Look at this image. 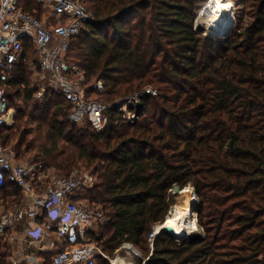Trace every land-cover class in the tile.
Here are the masks:
<instances>
[{
  "label": "trees",
  "instance_id": "trees-1",
  "mask_svg": "<svg viewBox=\"0 0 264 264\" xmlns=\"http://www.w3.org/2000/svg\"><path fill=\"white\" fill-rule=\"evenodd\" d=\"M81 1L93 19L66 59L83 72L87 98L109 106L110 125L74 123L72 105L52 94L39 111L20 109L0 142L16 141L18 159L30 155L59 176L86 167L95 183L85 198L106 218L89 239L106 256L132 244L143 253L137 264H264V0H233L237 23L222 39L196 28L208 0ZM21 5L43 18L35 0ZM31 45L9 82L15 110L17 99L38 94L26 75ZM149 88L157 95L144 96L137 120L110 108ZM176 186L194 189L203 233L178 241L161 231L151 252L149 235L165 224ZM23 200L14 184L0 190V209ZM11 259L7 248L3 264Z\"/></svg>",
  "mask_w": 264,
  "mask_h": 264
},
{
  "label": "built area",
  "instance_id": "built-area-1",
  "mask_svg": "<svg viewBox=\"0 0 264 264\" xmlns=\"http://www.w3.org/2000/svg\"><path fill=\"white\" fill-rule=\"evenodd\" d=\"M21 1L0 0V129L12 126L14 120L16 112L9 107L7 91L18 64L23 61L25 42L29 41L35 48L38 71L49 75L56 94L72 105V121H87L94 130L104 131L113 116L109 106L87 98L82 86L83 72L66 59L72 42L93 19L92 13L81 0H35L47 10L40 19L36 12H26ZM95 88L103 91V83H97ZM148 94L157 95V92L147 89L110 108L123 120L133 122L137 106ZM15 159L14 151L0 142V190L8 183L14 184L21 189L24 199L21 206L0 213V264L4 263L5 249L17 242V230L28 224L34 226L26 240L28 249H36L37 253L45 251L41 246L43 239L47 235L52 238L49 252L53 255L49 264H98V257L109 260L89 239V234L97 232L106 221L101 209L90 205L85 198L95 183L94 176L78 169L68 176H59L53 170H46L42 163L19 164ZM158 226L149 235L151 252L154 240L163 231L156 232ZM26 263L38 264V260L29 254ZM11 264L21 263L12 258Z\"/></svg>",
  "mask_w": 264,
  "mask_h": 264
},
{
  "label": "rangeland",
  "instance_id": "rangeland-1",
  "mask_svg": "<svg viewBox=\"0 0 264 264\" xmlns=\"http://www.w3.org/2000/svg\"><path fill=\"white\" fill-rule=\"evenodd\" d=\"M211 0H208V2L206 3V5L203 7V9L200 11L197 21H196V28L197 30L202 29L203 31H205V34L214 38H218V39H222L224 38V35H220V36H216V35H212V30L216 33H218L217 31L214 30L213 28V24L209 23L207 20L210 19V15L207 14L208 11V4L210 3ZM233 3V6H231V10H232V17H233V22H231L228 26H230V28L232 26H234L237 23V6L236 3L233 0H230ZM39 8V7H38ZM40 16L44 17L47 14V10H45L44 7H42L41 11H39ZM206 13V14H205ZM208 18V19H206ZM229 28V29H230ZM210 31H209V30ZM27 55L29 57L28 59V68H27V76H29V81H30V85L37 89L38 94L35 96L34 100L31 101H26L24 98H20L17 99L15 102V106H16V110H15V116H14V120L13 123L11 125L14 124L15 122V117L19 115V110L23 109L28 111L27 113H33V111H39L42 107L46 106L47 100H48V96H51L52 94H56V91L53 90V88L50 86V77L49 75H43L38 71V68L36 65H34V61H36V54H35V48L34 46H30L26 49ZM84 83H82L83 86ZM152 89V88H149ZM92 98L94 99H99L98 95L96 94H92L91 95ZM37 114L35 115H40V112H36ZM79 125H82L84 123H77ZM32 129V127H30ZM34 128V127H33ZM35 137V133L32 134L29 139H32ZM7 145L9 146V148L11 150L14 151L15 155H16V161L19 164H27V163H32L30 161V155L27 156H23L22 159H18L17 158V153L15 151V145H16V141H12L7 143ZM76 170H81V171H86V167L84 165H80L77 168H75ZM55 171L54 173H56L58 175V172L55 169H50ZM88 171V170H87ZM186 189V188H185ZM187 189H189L192 193V197H193V205L195 207V210L193 211V214L196 216V220L191 221L190 226L186 229L187 234H192L197 232L198 235H201L202 229L199 227L198 225V212H197V204H198V196L194 194L193 192L194 189L192 187H187ZM174 191V190H173ZM183 193V192H182ZM178 194L175 195V205L173 207V209H175L176 207H179V205H181L184 202L183 199V195ZM193 205H192V209H193ZM173 209L171 210V212L173 211ZM3 209H0V211H2ZM170 212V213H171ZM1 213V212H0ZM170 215V214H169ZM169 217V216H168ZM167 217V218H168ZM163 226V225H161ZM178 241L180 239H177ZM143 256V253L141 250L137 249L136 247H134L132 244H126L124 245L117 253L114 257H109V263L110 264H137V261ZM104 258V257H103Z\"/></svg>",
  "mask_w": 264,
  "mask_h": 264
},
{
  "label": "bare ground",
  "instance_id": "bare-ground-1",
  "mask_svg": "<svg viewBox=\"0 0 264 264\" xmlns=\"http://www.w3.org/2000/svg\"><path fill=\"white\" fill-rule=\"evenodd\" d=\"M207 9V14L211 16L207 21L212 23L214 30L218 32L216 33L212 30V33L220 34L230 28L228 25L233 22V17L231 6L228 3L224 0H211ZM182 195L184 202L173 209L167 218L166 224L163 226L159 225L156 228V232L162 230L165 226H170L176 231L175 239H181V237L186 235V229L190 226L191 221L196 220V216L192 211L193 195L191 191L186 188Z\"/></svg>",
  "mask_w": 264,
  "mask_h": 264
},
{
  "label": "crops",
  "instance_id": "crops-1",
  "mask_svg": "<svg viewBox=\"0 0 264 264\" xmlns=\"http://www.w3.org/2000/svg\"><path fill=\"white\" fill-rule=\"evenodd\" d=\"M32 229H34V226L28 224L27 226L19 228L17 230L16 236L18 237V240L12 246V258L19 260L21 264H27L26 256L29 254H33L36 256L38 260V264H49L51 258L47 256L45 257L43 254L50 253L49 251L51 250L52 238L49 235H47L43 239L41 246L45 251L37 253L36 249L34 250L28 249L26 240L29 239Z\"/></svg>",
  "mask_w": 264,
  "mask_h": 264
},
{
  "label": "water",
  "instance_id": "water-1",
  "mask_svg": "<svg viewBox=\"0 0 264 264\" xmlns=\"http://www.w3.org/2000/svg\"><path fill=\"white\" fill-rule=\"evenodd\" d=\"M228 30H229V29L225 30L224 32H222V33H220V34H215V33H212V32H211V33H212L213 35L220 36V35H225V34L227 33ZM142 112H143V106H142V105H138V106H137V110H136V120L139 118V116L141 115ZM183 191H184V189L182 190V189H180V187L176 186V187L174 188L173 193H174L175 195H178V194H181ZM194 195H195V192H194ZM193 210H195L194 205H193ZM166 221H167V219H166ZM197 221H198V220H197ZM165 224H166V222H165ZM165 224H164V225H165ZM162 230L165 231V232H167V233H168L169 235H171L173 238H175V236H176V231H175L172 227H170V226H165ZM190 235H191V234L184 235L183 237H181L180 241H183V240L189 238Z\"/></svg>",
  "mask_w": 264,
  "mask_h": 264
}]
</instances>
